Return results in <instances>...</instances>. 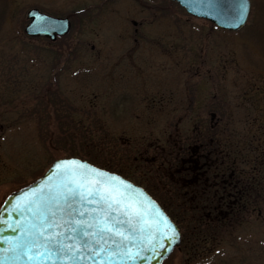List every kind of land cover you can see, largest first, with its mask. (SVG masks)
<instances>
[{
	"label": "rangeland",
	"instance_id": "obj_1",
	"mask_svg": "<svg viewBox=\"0 0 264 264\" xmlns=\"http://www.w3.org/2000/svg\"><path fill=\"white\" fill-rule=\"evenodd\" d=\"M251 2L246 26L229 31L171 0H0V204L67 155L125 172L169 203L168 169L140 155L157 159L151 142L183 143L197 125L254 157L247 143L264 138V0ZM31 7L69 16L70 32L27 35ZM162 97L176 104L147 109ZM262 206L163 264H264Z\"/></svg>",
	"mask_w": 264,
	"mask_h": 264
},
{
	"label": "water",
	"instance_id": "obj_2",
	"mask_svg": "<svg viewBox=\"0 0 264 264\" xmlns=\"http://www.w3.org/2000/svg\"><path fill=\"white\" fill-rule=\"evenodd\" d=\"M182 5L189 13L197 17H203L211 20L213 23L221 28L236 30L241 28L246 22L250 14L251 3L250 0H176ZM244 3L247 7L241 18L233 20V16L236 14L238 6ZM211 10L212 14L209 15ZM27 17L30 21L25 26V32L29 35H45L52 40H55L57 35H63L69 32L71 28V22L68 17L52 16L45 12L40 11L37 7H32L27 12ZM68 160L77 161L87 165L89 168L96 170L95 172L85 177L76 176L78 181H88L89 184L95 179H102L111 183L114 191L110 194L117 201L123 199L124 204H113L112 208L117 211L111 212L110 217L113 220L127 221L129 217L124 215L125 206L127 205L129 197H138L143 202L141 211L149 213L144 216L145 221H151L152 215L156 209H159L160 213L166 217L170 225L173 226L176 236L173 238L168 236L162 240L163 247H152L148 243V232L145 231L140 234L139 224H136L137 235L133 237V234L127 230L126 224L124 227L125 235L132 237L126 240L123 244L118 243L121 237L112 235L111 240L117 241L112 243L111 241L103 245V248H97L95 242L92 243L90 248H82V246H76V250L73 254L74 259L68 260H42L40 264H161L163 260L169 256L173 249L179 245L181 241V232L178 225L172 220L163 207L155 200L142 186L134 183L119 173L109 171L107 169L96 166L85 159H81L76 156L61 157L53 161L49 168L43 173L42 176L29 183L26 186L12 192L4 201L0 208V264H38L34 254L38 251L37 248L29 247L27 254L23 250H17L13 252L16 242L25 240V233L21 232L18 225H24L27 221L32 220V214L24 210V204L26 201L33 199V194L39 195L41 192L45 198L54 197L57 194L58 185L63 179L61 176L56 175L57 170L53 167L56 161ZM70 167H72L70 165ZM103 172L105 176L99 177L97 173ZM117 177L116 181H110V177ZM120 181L124 184L121 185ZM102 186H107L103 184ZM126 186H130V190H126ZM79 192V189H77ZM99 194L96 197L90 198L84 203V207H81V201L79 198L76 200H69L67 204L61 201L59 205H56L54 201H50L51 212L56 214V219L53 221L57 224L73 223V219L69 218V212L74 214V219L85 220L87 223H92V217L97 214V210L107 212L106 203H93V200H98ZM151 201V205H149ZM65 209L61 214L57 211V208ZM19 208V210H18ZM84 212L85 215L81 216L79 213ZM107 218V217H106ZM53 231L68 233L66 227L61 226L58 229H52ZM92 231V229H88ZM47 232L44 237H41L36 241L37 244H41L43 239L46 238ZM30 239V238H29ZM71 244L70 240L65 241ZM82 244V242H81ZM26 247H28L26 245ZM97 249V255H91L92 249ZM106 250V252H105ZM81 252L83 255H81ZM107 253H111L108 255ZM43 255V254H42ZM127 257H132L128 259Z\"/></svg>",
	"mask_w": 264,
	"mask_h": 264
},
{
	"label": "snow or ice",
	"instance_id": "obj_3",
	"mask_svg": "<svg viewBox=\"0 0 264 264\" xmlns=\"http://www.w3.org/2000/svg\"><path fill=\"white\" fill-rule=\"evenodd\" d=\"M246 5L241 3L236 10V14L232 17L233 20H239L244 14ZM212 14L211 10L208 13ZM70 165L72 167H70ZM53 167L57 170L56 175L61 176L63 179L58 185L57 194L54 197L45 198L44 194L41 192L39 195L33 194V199L26 201L24 204V210L32 214V220L27 221L24 225H18L21 232L25 233V240L17 241L13 252L17 250H23L26 254L29 247L37 248L38 251L35 252L34 256L40 264L42 260H71L74 259L73 254L76 250V246H82V248H90L92 243L95 242L97 248H103L104 244L117 243L115 240H111V236H119L121 240L118 242L123 244L126 240L132 237L126 236L124 227L122 225L126 224L127 230L133 234V237L137 235V230L135 225L139 224L140 234L142 235L145 231L148 232V243L152 247H163L164 245L160 243V240L171 236L175 237L176 232L173 226L169 224L166 217H164L159 209H156L154 213H151L152 220L145 221L144 216L149 213L141 211L140 207L137 205L143 204L138 197H129L127 205L125 206L124 215L129 217L127 221L113 220L110 217V213L117 211L112 208V205L120 204L123 205V199L117 201L110 194L115 189L112 188L111 183L103 181L102 179H95L89 184L88 181H78L75 179L76 176L85 177L95 172L96 170L89 168L87 165L77 162L60 160L56 161ZM101 178L105 176L103 172L97 173ZM117 177H110V181H116ZM107 184V186H102ZM123 185L124 182L120 181ZM79 189V192H77ZM126 190H130V186H126ZM99 194L98 200H93V203H106L108 211L102 212L97 210V214L92 217L93 222L87 223L85 220L74 219V214L69 212V218L73 219L71 225L68 224H57L53 221L56 219V214L51 212L49 206L50 201H54L56 205H59L61 201L67 204L69 200H76L79 198L81 201V207H84V203L92 197H96ZM151 205V201L148 202ZM19 210V208H18ZM57 211L61 214L64 213L65 209L57 208ZM81 216L85 215L84 212L79 213ZM107 217V218H106ZM61 226L66 227L68 233L53 231L52 229H58ZM88 229H92L89 231ZM41 244H37L36 241L41 237L45 236ZM30 238V239H29ZM66 240H70L71 244L66 243ZM82 242V244H81ZM26 245L28 247H26ZM106 252V250H105ZM43 254V255H42ZM111 255V253H107ZM81 255L83 253L81 252ZM91 255H97V249L93 248ZM132 259V257H127Z\"/></svg>",
	"mask_w": 264,
	"mask_h": 264
},
{
	"label": "trees",
	"instance_id": "obj_4",
	"mask_svg": "<svg viewBox=\"0 0 264 264\" xmlns=\"http://www.w3.org/2000/svg\"><path fill=\"white\" fill-rule=\"evenodd\" d=\"M202 134L201 131H197L193 137L195 138L194 142L197 138L202 139ZM261 134H264V132ZM193 138L186 137L184 142L177 146L179 147L177 154L179 153L180 156H184L186 159L187 155L191 153V147L188 146L189 139ZM215 138L217 140H213L214 144H226L224 157L219 159L216 156L217 159L223 161L221 167L229 171L236 166H240L242 172L239 175H237V172L232 174L234 178L232 182L227 181L226 197H220L221 192L219 191H223V189L217 187L222 182H216L217 184L205 189L204 181L201 180L198 189L200 191L199 196L194 199L191 198L188 183L189 173L184 170L183 173L181 172L182 174H177L176 178L175 174L170 171L172 164L168 168V172L171 173L169 177L170 186L173 189H171V193L175 194V197L171 196L172 198L168 199L169 203L166 202L167 204L160 200L171 217L181 226L183 230L182 245L186 248L188 254H195L202 247V244L209 240H216L225 228L232 227L240 218L242 219L244 215L242 213L247 211L249 206L253 205L255 209H258L260 204L264 206V138L258 144L253 141L247 143L250 147H247L246 150L247 152L250 151L251 154H255L254 157L243 152L245 148H233L230 145L231 139H228L226 143H222L221 137L217 136ZM164 154L165 156L160 155L157 167L161 168L164 163L174 162L175 167H181V157L178 158L177 154L175 156L173 150L168 148ZM151 161L154 162L155 159H151ZM230 174V172L227 173V175ZM235 182L237 183L236 186ZM231 190L234 192L229 193Z\"/></svg>",
	"mask_w": 264,
	"mask_h": 264
},
{
	"label": "flooded vegetation",
	"instance_id": "obj_5",
	"mask_svg": "<svg viewBox=\"0 0 264 264\" xmlns=\"http://www.w3.org/2000/svg\"><path fill=\"white\" fill-rule=\"evenodd\" d=\"M166 102L171 104H176L175 102H173L172 98L164 99L163 97L160 98L156 103L163 104ZM208 133L210 134V131H208ZM209 134H207L206 139L204 141H199L198 145L194 144L195 146L193 145L194 147L193 146L191 147L190 149L191 153L187 155L186 159L184 156H180L179 153L177 154L178 158L181 157V167L180 168L175 167L174 172L176 174H182L184 170H186L189 173L190 178L188 180V183H189V189L191 191L190 197L193 199L198 197L200 194V191H198V189H199V185L201 184V180L204 181L205 189H209L212 185L217 184L216 182H222L221 185L217 187L223 189L224 192L219 191L221 192L220 197L225 198L226 197L225 188L227 181L232 182V180L234 179L232 177V174H235L237 172V175H239L241 172L240 166H236L233 170L231 169L229 171H226L221 167L222 166L221 163L223 161L219 159L220 157H224L225 155L226 144H214L213 143L214 137L213 138L211 136L209 137ZM216 156H218L219 159H217ZM228 172H230L231 174L227 175ZM236 184L237 183L235 182V186ZM233 192L234 191L232 190L229 191V193H233ZM173 197H175V194L173 195ZM176 198L178 197L176 196Z\"/></svg>",
	"mask_w": 264,
	"mask_h": 264
}]
</instances>
